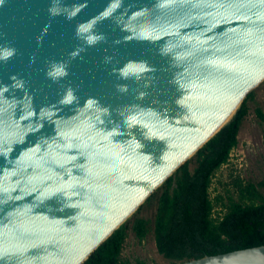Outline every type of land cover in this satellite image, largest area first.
I'll use <instances>...</instances> for the list:
<instances>
[{"label":"water","instance_id":"95a60500","mask_svg":"<svg viewBox=\"0 0 264 264\" xmlns=\"http://www.w3.org/2000/svg\"><path fill=\"white\" fill-rule=\"evenodd\" d=\"M263 81L264 0H0V264H83Z\"/></svg>","mask_w":264,"mask_h":264},{"label":"trees","instance_id":"16d2710c","mask_svg":"<svg viewBox=\"0 0 264 264\" xmlns=\"http://www.w3.org/2000/svg\"><path fill=\"white\" fill-rule=\"evenodd\" d=\"M253 97L254 90L233 120L147 199L145 203L157 198L153 226L149 219L138 216L144 203L83 264H132L123 258L128 229L140 241L153 231L157 249L169 264L264 245V181L255 183L232 174L231 182L225 183L226 195L211 197L213 178L229 163L239 144L242 125L250 114L248 101ZM258 111L264 119L262 109ZM216 203L224 211L214 217ZM135 264L149 263L137 260Z\"/></svg>","mask_w":264,"mask_h":264},{"label":"rangeland","instance_id":"374dc122","mask_svg":"<svg viewBox=\"0 0 264 264\" xmlns=\"http://www.w3.org/2000/svg\"><path fill=\"white\" fill-rule=\"evenodd\" d=\"M248 104L250 105V114L242 125L239 134V144L232 150L230 155V159H234V161L228 166L223 165L218 171L216 178H213L211 187L212 198H215L217 194L226 195L225 183L231 182L232 174H240L245 180L255 183L264 181V119L259 115L258 111L261 108L264 113V81L254 89V97L249 99ZM236 160H241L240 162L244 166L240 168ZM262 190L264 192V188ZM232 193H234V190ZM224 202L227 203V200L225 199ZM156 211L157 198L153 197L145 203L138 216L149 219L150 225L153 226ZM223 211L222 205L216 203L213 209V216L216 217L217 212H221V215ZM123 258L130 260L132 264H135L137 260H144L149 264H169L170 262L158 251L153 231L145 240L140 241L132 229H128Z\"/></svg>","mask_w":264,"mask_h":264},{"label":"built area","instance_id":"2783aa9c","mask_svg":"<svg viewBox=\"0 0 264 264\" xmlns=\"http://www.w3.org/2000/svg\"><path fill=\"white\" fill-rule=\"evenodd\" d=\"M232 161H234V159H230L229 163L226 164V166L230 165V164L232 163ZM236 161L239 163L240 168L244 166V164H243L242 162H240L241 160H236ZM237 162H236V163H237ZM240 168H239V169H240Z\"/></svg>","mask_w":264,"mask_h":264}]
</instances>
